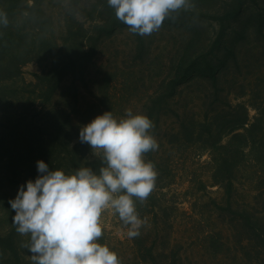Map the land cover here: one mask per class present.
<instances>
[{"label": "rangeland", "instance_id": "obj_1", "mask_svg": "<svg viewBox=\"0 0 264 264\" xmlns=\"http://www.w3.org/2000/svg\"><path fill=\"white\" fill-rule=\"evenodd\" d=\"M92 3L75 7L72 0H47L44 8L56 18L57 37L66 38V22L73 10L83 17H92L95 14ZM224 3L225 0H210L199 6L204 8L202 11L187 10L207 15L194 18L198 32L195 36L189 29L164 25L158 32L145 35L144 43H140L136 34L125 28L97 42L90 60L87 54L90 49L83 46L81 38L82 44L74 39L67 41L78 61V78L63 79L45 112L71 128L67 131L75 138L74 144L81 143V128L106 112H112L117 120L127 118L129 109L133 115H145L154 124L150 133L154 130L159 145L155 158L175 175L174 184L166 189L169 195L165 202L171 209L169 214L159 216V227L152 216L142 218L146 223L140 235L129 239L128 229L118 215L106 212L102 216L104 234L97 242L115 252L121 264H264L260 236L264 233V130L257 128L252 134L247 156L233 160L238 169L229 194L214 181V153L204 143L185 142L176 137L184 123L190 125L193 121L211 123L218 129V111L227 109L228 103L246 104L251 121L259 116V109L264 110V35L253 32L240 40L239 63L231 62L224 70L218 90L196 78L179 87L172 97L170 80L179 66L186 59L188 66L191 59L212 55L220 26L213 18L217 17L215 12L210 10L222 9ZM257 5L264 9V0L251 2L248 7L255 9ZM20 27L26 29L24 25ZM64 61L65 58L58 57L57 64L63 65ZM39 73L40 64L30 62L23 67L22 78L4 83L9 85L5 88L10 95L7 105L0 107L3 131L10 125L9 114L17 118L29 111L27 116L35 122L44 116L35 109H43L41 100L36 103L30 100L38 95L34 96L31 83L36 82L35 74ZM69 115L73 127L66 122ZM198 129L206 137L208 129ZM219 129L225 131V126L221 124ZM230 138L225 137L224 143ZM61 141L64 150V137ZM89 153L90 159L100 157L90 146ZM4 188L0 189L1 233L14 225L7 214L9 199ZM169 217L171 226L165 224ZM22 239L23 244L29 241L27 236Z\"/></svg>", "mask_w": 264, "mask_h": 264}, {"label": "trees", "instance_id": "obj_2", "mask_svg": "<svg viewBox=\"0 0 264 264\" xmlns=\"http://www.w3.org/2000/svg\"><path fill=\"white\" fill-rule=\"evenodd\" d=\"M89 1L93 2L94 12L98 17L95 14L92 17H83L80 12L73 10V14L66 22L67 36L60 39L56 34L57 22L54 14L44 8L47 0H0V12L6 13L8 20L7 26L0 23V107L7 105L6 100L10 95L5 88L9 85L4 83L11 81L13 83L15 79L22 78L23 67L30 62H37L41 66V73L35 74L36 82L31 83L35 88L34 96L38 95L36 98L30 97V100H34L35 103L41 100L42 105H45L41 110L35 107L40 115H44L37 122L30 120L27 116L28 111L23 112V115H17V118L9 114L7 122L10 125L5 131L2 129L3 122L0 123V189L5 187L3 191L9 201L16 198L22 185L26 186L29 180L34 182L40 175L37 171V161L45 162L50 171L62 170L69 175L81 167H91L98 173L102 166L100 157L88 158L90 153L87 143L74 144L75 138L67 131L71 128L61 124L60 118H52L44 110L46 105L51 103L65 77L78 78V61L68 40L74 39L82 44L81 38L83 46L90 49L87 51L90 60L95 54L97 42L128 28L115 17L114 9L108 6L107 0H72V5L77 7ZM209 1L192 0L195 4L192 10L202 11L204 8L199 6ZM256 1L225 0L222 9L210 10L215 12L214 16L217 17L213 18H216L220 26L219 36L211 51L212 55L208 53L200 59H191L188 66H185L186 59L185 63L179 66L170 80L172 97L176 96L179 87L196 78L209 82L218 90L224 70L231 62L239 63L240 40L252 32L264 35V9L258 5L255 9L248 7L249 3ZM221 10L223 13L220 14ZM196 12L180 11L174 14L173 19H166L163 26L189 29L195 36L198 32L195 30L194 18L198 15L207 18V15ZM20 25L26 27L25 32L20 29ZM136 36L140 43H144V36L138 34ZM58 57L65 58L63 65L57 64ZM82 72L84 73V68ZM1 99H4L5 103ZM259 110V116L251 121L246 104L239 103L234 106L228 103L227 109L218 111L217 119L220 121L218 129L211 123L209 125L193 121L190 125L184 123L176 135L185 142L204 143L214 153V181L224 186L228 194L233 191L234 176L238 169L233 160L247 156L250 140H253L257 128L264 130V110ZM66 119L67 124L69 122L73 127L70 115ZM221 124L225 126V131L219 129ZM199 127L208 129L206 137L199 133ZM54 133L57 134L56 138ZM154 133L153 130L150 134L154 136ZM227 136L231 138L224 143ZM61 137H64L65 141L64 150H61L64 143ZM144 158L155 165L158 177L154 191L145 203L136 201V208L141 219L152 216L156 221L155 226L159 227V216L171 209L165 202L169 195L166 189L174 184L175 175L168 166H163L157 161L155 151L146 153ZM7 206V214L13 219L15 212L11 209L10 203H7ZM165 224L171 226L170 217ZM260 236L264 244V233ZM22 240L14 225L8 232H0V264H32L31 255L26 253L25 241L23 244Z\"/></svg>", "mask_w": 264, "mask_h": 264}, {"label": "clouds", "instance_id": "obj_3", "mask_svg": "<svg viewBox=\"0 0 264 264\" xmlns=\"http://www.w3.org/2000/svg\"><path fill=\"white\" fill-rule=\"evenodd\" d=\"M115 17L140 36L158 32L166 19L181 10L195 8L190 0H107ZM0 23L7 26L6 13ZM117 120L112 112L97 116L79 132L99 154L98 173L81 167L74 174L50 171L37 161L40 175L22 185L14 200L13 224L17 233L29 237L24 245L32 255V264H121L118 255L97 241L103 236L102 216L118 215L127 227V238L140 235L146 223L139 217L136 201L145 203L154 191L158 173L144 156L158 149L153 122L145 115ZM26 188V190H25Z\"/></svg>", "mask_w": 264, "mask_h": 264}]
</instances>
